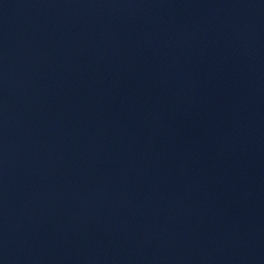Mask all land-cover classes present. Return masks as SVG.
<instances>
[{
	"label": "water",
	"instance_id": "95a60500",
	"mask_svg": "<svg viewBox=\"0 0 264 264\" xmlns=\"http://www.w3.org/2000/svg\"><path fill=\"white\" fill-rule=\"evenodd\" d=\"M171 0H0V195Z\"/></svg>",
	"mask_w": 264,
	"mask_h": 264
}]
</instances>
